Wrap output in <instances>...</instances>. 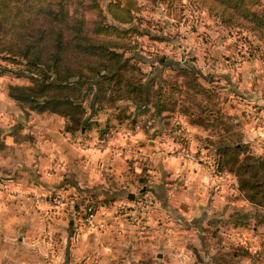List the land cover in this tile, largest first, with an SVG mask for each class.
I'll return each instance as SVG.
<instances>
[{
	"label": "rangeland",
	"instance_id": "1",
	"mask_svg": "<svg viewBox=\"0 0 264 264\" xmlns=\"http://www.w3.org/2000/svg\"><path fill=\"white\" fill-rule=\"evenodd\" d=\"M107 1L101 0L99 6L106 23H111L105 12ZM134 1L137 8L132 27L138 34L128 36L129 45H133L131 48L116 51L122 53L128 65L138 67L144 84L150 87V94L160 75L169 81H181L176 72L159 67L157 57L165 56L196 69L202 75L198 80L206 91L195 94L193 98L202 106L195 105L196 102H185L192 109V115H198L202 122L200 126L189 124V116L179 113L177 108L159 115L152 112L150 104L138 111L128 110L130 104L124 100L116 101V115L136 112L142 127L148 123L149 127L153 126V135L156 133V140L162 142L163 156H182L189 165V174L194 169L193 165L198 166L200 179L182 177L176 183L178 187L168 185L170 188L164 191L172 197L180 195L196 201L180 203L178 218L172 219L176 218L174 212L177 209L170 216H163L160 213L162 209L152 207L149 189H155L153 182L148 185L149 189L145 186L140 190L130 187L135 196L131 199L116 193V185H112L101 197L86 195L71 204V209L77 211L74 217L70 216L75 224L62 222V237L64 229L67 230L62 243L68 241L71 244L74 264H177L178 253L184 256L185 264H264V206L245 199L238 189L236 173L227 170L229 161L223 162L219 174L214 171L218 160L214 151L217 141L239 143L238 160L248 156L264 159L263 104L250 106L249 103L232 102L225 90L227 85L235 86L240 80V76H237L239 80L232 79V72H238L244 62L254 68L257 57L264 61V34L245 25L223 24L209 11L210 0ZM254 8L264 9V0H260ZM83 14L89 27L94 12L85 8ZM0 67L13 66L0 58ZM26 82L18 79L16 84ZM245 92V96H240L246 101L258 99L256 94ZM203 106L210 110H202ZM232 106L236 110L230 114ZM22 112L21 116L25 115ZM2 132L0 130V155L2 152L5 154L7 147ZM69 139L78 148L88 145L87 140L82 138ZM103 143L98 141L94 145L104 148ZM139 161L145 164L147 160ZM51 170L50 167L47 172ZM262 171H259L258 178L262 177ZM12 175L15 176L16 172L5 159L0 158V180ZM243 175L241 177L246 178L247 174ZM169 179L173 183L177 178L170 175ZM149 180L157 184V179ZM43 196L60 199L58 207L65 202L59 193ZM44 203L51 210L55 209L46 201ZM83 203H91L95 207L94 227H89L81 218ZM190 206L193 208L190 209ZM129 210L133 214L128 215ZM78 215L80 218L77 221ZM56 233L59 231L45 230L41 238L36 233L35 239L43 244L42 260L48 256L53 259L46 260V264H63L64 261L62 250L55 259L50 248L57 244L56 240L59 241ZM138 242L142 245H137L136 250L129 245ZM145 242H150V246H144Z\"/></svg>",
	"mask_w": 264,
	"mask_h": 264
},
{
	"label": "trees",
	"instance_id": "2",
	"mask_svg": "<svg viewBox=\"0 0 264 264\" xmlns=\"http://www.w3.org/2000/svg\"><path fill=\"white\" fill-rule=\"evenodd\" d=\"M100 1L0 0V58L13 66L0 67V74L27 81L7 84V96L24 112L64 117L63 130L70 136L89 127V112L112 107L121 100L136 111L150 104L157 115L177 108L189 116V124L200 126L201 118L192 115L186 103L202 106L193 98L206 91L198 80L202 75L192 66L159 56L158 66L176 72L181 81L160 75L150 94L138 67L128 65L116 51L131 48L128 36L138 34L132 27L136 2L108 0L105 12L112 22L106 23ZM210 1L209 11L223 24L245 25L264 34V9L254 8L260 0ZM85 8L94 12L89 27ZM202 110L210 109L203 106ZM107 130L103 125L98 135ZM239 149L237 142H215L218 160L214 171L220 172L223 162L229 161L227 170L236 173L245 199L264 206V159L248 156L238 160ZM260 170L262 177L258 178ZM243 174L246 178L241 177Z\"/></svg>",
	"mask_w": 264,
	"mask_h": 264
},
{
	"label": "crops",
	"instance_id": "3",
	"mask_svg": "<svg viewBox=\"0 0 264 264\" xmlns=\"http://www.w3.org/2000/svg\"><path fill=\"white\" fill-rule=\"evenodd\" d=\"M253 66L254 68L244 62L238 72H232L231 78L239 80L237 76H240V80L235 86L227 85L225 90L232 102L237 101L242 105L249 103L250 106L263 104L261 111L264 112V61L257 57ZM16 82L17 78L0 74V130L3 131L4 144L7 146L5 154L2 152L0 158L5 159L8 166L16 172L15 176L0 180V264H46V260L50 258L48 256L42 260L40 253L43 251V244L35 239L36 233L41 238L45 230L59 231L56 233L59 241L56 240L57 244L50 247L55 259H58L59 251L62 250L63 264H74L71 244L68 241L66 244L62 243L67 236L66 229L64 237L61 236L62 222L75 224L70 220L77 214L75 209H71L75 200L86 195L101 197L112 185H116V193L123 194L126 198L130 194L135 198L130 187L134 190H140L144 186L149 189L148 185L153 182L155 189H149L152 207L162 209L160 213L163 216H170L177 209L174 212L176 218L171 217L172 219L178 218L180 203L185 200L188 203L196 201L186 196L172 197L170 193L164 192L170 188L168 185L178 187L176 183L182 177L200 179L199 168L193 165L194 169L189 174V165L182 156H163V148L160 147L162 142L156 140V133L153 135V126L149 127L148 123L142 127L138 123L139 114L136 112L131 115H116V103L112 107L89 112V127L70 136L63 130L65 118L57 114L26 111L21 116L23 110L6 92L7 84ZM236 88L244 92H239ZM246 90L256 94L258 99L246 101L240 96H245ZM127 108L134 110L132 105ZM235 110L232 106L229 113L233 114ZM103 125L108 130L100 137L98 131ZM69 138H82L87 140L88 145L78 148ZM98 141L104 142V148L94 145ZM140 159L148 162L143 164ZM11 161L13 162L9 165ZM50 167L52 170L47 172ZM170 175L177 178L175 182L172 183L169 179ZM153 178L157 179V184L149 180ZM47 193H59L64 204L51 210L46 203L40 201V197ZM127 214H133V211L129 210ZM78 218L79 215L77 221ZM129 245L136 250L137 245L142 244L138 242ZM146 245L150 246V242H145L144 246Z\"/></svg>",
	"mask_w": 264,
	"mask_h": 264
},
{
	"label": "built area",
	"instance_id": "4",
	"mask_svg": "<svg viewBox=\"0 0 264 264\" xmlns=\"http://www.w3.org/2000/svg\"><path fill=\"white\" fill-rule=\"evenodd\" d=\"M40 201L47 202L51 207H56L59 203H61L60 199L50 196L40 197ZM82 211V220L89 226L94 227V217H95V207L91 203H83L81 205ZM96 224V223H95ZM179 259H177V264H185L183 261L184 256L178 253Z\"/></svg>",
	"mask_w": 264,
	"mask_h": 264
},
{
	"label": "water",
	"instance_id": "5",
	"mask_svg": "<svg viewBox=\"0 0 264 264\" xmlns=\"http://www.w3.org/2000/svg\"><path fill=\"white\" fill-rule=\"evenodd\" d=\"M127 197L130 199V198H132V195L129 194Z\"/></svg>",
	"mask_w": 264,
	"mask_h": 264
}]
</instances>
